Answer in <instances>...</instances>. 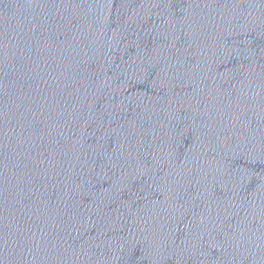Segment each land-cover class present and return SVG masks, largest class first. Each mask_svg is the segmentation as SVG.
<instances>
[{"label":"water","instance_id":"1","mask_svg":"<svg viewBox=\"0 0 264 264\" xmlns=\"http://www.w3.org/2000/svg\"><path fill=\"white\" fill-rule=\"evenodd\" d=\"M0 264H264V0H0Z\"/></svg>","mask_w":264,"mask_h":264}]
</instances>
